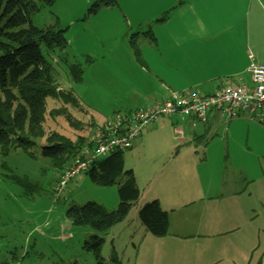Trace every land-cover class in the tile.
<instances>
[{
  "label": "rangeland",
  "instance_id": "374dc122",
  "mask_svg": "<svg viewBox=\"0 0 264 264\" xmlns=\"http://www.w3.org/2000/svg\"><path fill=\"white\" fill-rule=\"evenodd\" d=\"M95 1L56 0L32 17L39 27L58 22L67 28L65 50L42 46V51L58 86L72 90L82 108L47 98L45 136L28 150H0V264H96L92 251L84 248L94 235L103 239L105 264H264V124L247 116L220 117L209 132L190 125L188 138L180 137L170 152L160 138L146 141L144 152L141 147L124 152L125 170L134 172L140 201L159 195L161 207L170 212L166 235L146 230L137 207L104 232L72 225L66 215L70 205L95 201L115 209L117 186L99 184L84 174L56 192L61 169L41 156V145L54 131L73 142L80 136L86 139L94 125H103L120 109L136 57L131 39L151 30L164 6L163 0H116L87 13ZM67 61L81 64V82L72 79ZM112 71L124 75L116 80L118 74ZM63 107L76 125L53 113ZM158 126L157 135L169 134ZM171 127L173 132L177 126ZM172 187L188 197L189 210L168 200L166 193L176 192Z\"/></svg>",
  "mask_w": 264,
  "mask_h": 264
},
{
  "label": "trees",
  "instance_id": "16d2710c",
  "mask_svg": "<svg viewBox=\"0 0 264 264\" xmlns=\"http://www.w3.org/2000/svg\"><path fill=\"white\" fill-rule=\"evenodd\" d=\"M56 0H0V150L7 153L12 147L28 150L45 136L46 100L49 97L68 101L76 108L81 102L72 90L58 86L52 65L45 58L42 46L50 50L63 51L68 46L65 35L67 28H60L58 22L39 27L32 17L42 7L52 5ZM116 0H96L87 13L97 12L101 5H114ZM164 19V18H162ZM148 37L155 41L153 33ZM132 37L131 47L140 60V49ZM91 59H87L90 62ZM67 70L76 82H81L83 68L80 63H68ZM68 104V103H67ZM72 124L77 120L66 107L55 112ZM84 136L76 142L54 131L41 145V156L51 160L63 169L82 146ZM118 150L98 160L86 174L102 185H116L119 203L115 209H107L95 201L83 205H70L66 215L74 226H89L97 232L107 231L121 223L141 196L132 169L125 170L123 154ZM142 225L152 235L164 236L169 229V214L158 199L144 203L139 209ZM103 239L94 235L84 248L92 251L96 264H105L101 255ZM112 260L117 263L112 254ZM70 264H78L73 262Z\"/></svg>",
  "mask_w": 264,
  "mask_h": 264
},
{
  "label": "crops",
  "instance_id": "0c3cea01",
  "mask_svg": "<svg viewBox=\"0 0 264 264\" xmlns=\"http://www.w3.org/2000/svg\"><path fill=\"white\" fill-rule=\"evenodd\" d=\"M163 3L151 30L139 32L136 43L141 57L139 60L132 54L135 57L131 61L132 68L129 76L126 74L127 95L118 105L120 109L115 111H129L162 102L176 91L212 94L228 80L249 81L248 68L252 62L264 64V0H163ZM149 31L155 41L143 34ZM112 73L118 74L116 80L124 75V71ZM220 117L215 111L206 121L163 116L145 127L131 148L141 150V147L144 152L146 141L156 143L161 139L170 146V152L179 144L180 137L188 138L190 125L198 132L202 128L209 132ZM201 122L206 124L198 126ZM160 123L161 128L169 130L164 138L156 134ZM171 125L177 126L173 127V132ZM97 126L94 125L93 130ZM171 189L176 192H167L168 200L187 207L184 211L189 210L190 205L185 204L188 197L174 187ZM153 199H158L161 204L159 195ZM144 202L139 199L134 207L139 211ZM162 208L170 214L166 207ZM185 220L189 218L185 217ZM185 235L193 236L184 234L183 237Z\"/></svg>",
  "mask_w": 264,
  "mask_h": 264
},
{
  "label": "built area",
  "instance_id": "2783aa9c",
  "mask_svg": "<svg viewBox=\"0 0 264 264\" xmlns=\"http://www.w3.org/2000/svg\"><path fill=\"white\" fill-rule=\"evenodd\" d=\"M248 71L249 81L228 80L212 94L176 91L162 102L117 111L86 137L60 173L55 191L61 192L72 178L86 174L101 158L118 150L130 149L143 129L163 116L206 121L215 111L226 120L247 116L264 124V64L252 62Z\"/></svg>",
  "mask_w": 264,
  "mask_h": 264
}]
</instances>
